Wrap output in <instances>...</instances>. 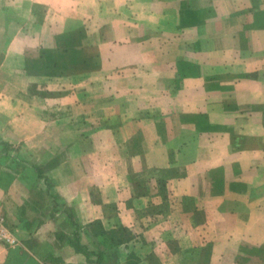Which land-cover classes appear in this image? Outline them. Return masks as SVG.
I'll return each instance as SVG.
<instances>
[{
	"label": "crops",
	"instance_id": "obj_1",
	"mask_svg": "<svg viewBox=\"0 0 264 264\" xmlns=\"http://www.w3.org/2000/svg\"><path fill=\"white\" fill-rule=\"evenodd\" d=\"M0 220V264H264V0H0Z\"/></svg>",
	"mask_w": 264,
	"mask_h": 264
},
{
	"label": "built area",
	"instance_id": "obj_2",
	"mask_svg": "<svg viewBox=\"0 0 264 264\" xmlns=\"http://www.w3.org/2000/svg\"><path fill=\"white\" fill-rule=\"evenodd\" d=\"M0 240L5 241L6 243H12L13 239L9 236L7 231L4 228L3 223L0 220Z\"/></svg>",
	"mask_w": 264,
	"mask_h": 264
},
{
	"label": "rangeland",
	"instance_id": "obj_3",
	"mask_svg": "<svg viewBox=\"0 0 264 264\" xmlns=\"http://www.w3.org/2000/svg\"><path fill=\"white\" fill-rule=\"evenodd\" d=\"M117 234L120 235V236L121 235H125L124 231H117L116 235L112 234L111 237L117 236ZM111 239H115V238H111ZM127 239H128V236H127Z\"/></svg>",
	"mask_w": 264,
	"mask_h": 264
},
{
	"label": "trees",
	"instance_id": "obj_4",
	"mask_svg": "<svg viewBox=\"0 0 264 264\" xmlns=\"http://www.w3.org/2000/svg\"><path fill=\"white\" fill-rule=\"evenodd\" d=\"M125 233H126V231H124ZM76 247H78L77 245H76Z\"/></svg>",
	"mask_w": 264,
	"mask_h": 264
}]
</instances>
